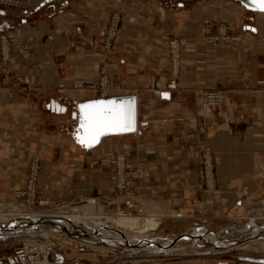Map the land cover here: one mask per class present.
I'll return each instance as SVG.
<instances>
[{
    "label": "crops",
    "instance_id": "1",
    "mask_svg": "<svg viewBox=\"0 0 264 264\" xmlns=\"http://www.w3.org/2000/svg\"><path fill=\"white\" fill-rule=\"evenodd\" d=\"M41 1L31 0V10L0 13V30L16 34L22 44L33 36L30 52L15 54L10 63L13 70H24V83L0 86V196L16 199L26 157L36 155L42 161L39 203L96 197L111 186L109 159L121 150L145 170L140 191L168 208L163 222L184 230L202 222L264 215L263 11L247 9L239 0H51L42 6ZM114 10L122 15L121 25L112 50L104 52L101 33ZM219 20L229 23L238 39L207 43L204 23L213 26ZM172 35L183 44L176 88H157L154 73L159 69L167 77L166 46ZM36 61L38 67L25 69ZM101 66L120 85L112 88L114 96H136L137 129L85 147L78 137V106L107 98L91 92ZM210 88L222 90L225 99L202 109L196 93ZM52 99L67 104L66 111H52ZM44 122L52 137L59 131L66 135L64 149L54 139L44 142L47 135L36 129ZM203 145L213 152L216 189L211 191L198 183V149ZM86 205L102 211L96 201ZM99 215L89 219L104 218ZM58 252L63 261L56 264H96L101 259L77 246ZM0 264L17 262L7 254L0 256ZM142 264L248 263L189 257Z\"/></svg>",
    "mask_w": 264,
    "mask_h": 264
},
{
    "label": "rangeland",
    "instance_id": "2",
    "mask_svg": "<svg viewBox=\"0 0 264 264\" xmlns=\"http://www.w3.org/2000/svg\"><path fill=\"white\" fill-rule=\"evenodd\" d=\"M37 2V0H36ZM2 9H7L11 12L18 13L17 11H20L22 9L31 10L34 5L31 3V0H10L8 3L4 5H0ZM118 16V25L116 28V35L111 39V46L109 49H106L104 46V43L106 41L107 32L109 31V27L111 25V22L113 21L114 16ZM121 19L122 15L119 13V11L114 10L111 12L108 20L106 21V24L102 30V37H101V49L104 52H109L112 50L114 46V42L118 36L119 28L121 25ZM208 22V21H207ZM226 22L224 20L214 21L213 26L210 24L211 30H207L204 38L207 37L208 34H218V28H220V23ZM206 23V22H205ZM204 23V25H205ZM210 23V22H209ZM227 23V22H226ZM229 24V23H228ZM228 27L231 28V32L235 34L232 30V26L228 25ZM0 35H4L8 41V47L10 49L9 55L4 60L1 59L0 56V86L1 85H10L12 83L16 84L17 86L21 83H24V70H20L19 72L12 69L10 66L11 58L15 56L17 53H21L22 55H27L30 52V45L33 42V36L28 35L26 36V39L28 43L22 44L20 40H16V34L8 31H2L0 30ZM178 39L181 44V51H180V62H181V56H182V39L178 36L172 35L169 37L167 46H166V53H167V67H166V79L163 78V74L160 72L159 69H157L154 73L153 77V84L154 87H156L157 84L163 83L162 88L166 87V84L171 80L172 75L170 74L171 70V42L173 40ZM206 41V40H205ZM210 43V42H207ZM231 43V42H230ZM213 45H225V44H216L211 43ZM229 44V43H227ZM1 45V42H0ZM40 65L39 61L30 63L26 66L25 69H32L34 67H38ZM180 67V64H179ZM179 73V71H178ZM177 73V75H178ZM106 76L110 87L112 85L117 84L116 82H111L109 77V72L107 68L104 66H101L98 70V74L95 79L94 85L91 87V92L93 95H97L98 92H94L93 89H95V86L98 85L100 78L103 76ZM177 75L174 77L175 82ZM211 89V88H210ZM218 89V88H217ZM201 90H208V89H201ZM200 91V90H199ZM113 93V92H112ZM197 95V104H198V91L196 93ZM37 130L43 131L44 134H46V139L48 141H44L45 143L49 142V139H54V142L56 146L60 149H64L65 146H67V140H65L67 137L66 135L62 134L63 131L57 132L53 137L51 136V133L48 130V124L44 122V125H40L39 128H36ZM60 133L62 135H60ZM51 137V138H50ZM43 143V142H42ZM44 144V143H43ZM42 144V145H43ZM36 155H30L26 157L25 160V171L27 167L30 165V162L32 158ZM38 157V156H36ZM39 158V157H38ZM41 159L39 158V166H40V172L39 177L41 173ZM199 165H200V158H199ZM214 165V164H213ZM215 170V168H214ZM25 176L26 173L24 172ZM24 176V177H25ZM216 180V171H215V177H214V185ZM25 181V178H24ZM42 181L38 182V190H37V198L36 203L33 205H20L22 197H18L16 195V199L12 198H6L0 196V225L9 224L13 218L16 217H26L29 215H47V216H63L64 214H68L71 216H80L84 214L83 216L86 217L88 215H92V213L88 212H82L80 208L75 209L76 207H83V205H86L88 202L92 200L81 201V202H57L54 204H42L38 202V195L41 192L40 183ZM199 185H202L204 189L206 190H215L216 186H214V189H207L203 183V179L200 178L199 173V179H198ZM24 184V182H23ZM23 186V185H22ZM22 188V187H20ZM19 188V189H20ZM17 194V191L16 193ZM77 201V200H76ZM95 202V201H94ZM97 202V201H96ZM99 205L102 208V211L97 215H101L110 222L114 223L117 228H119L122 232H129V233H137V234H146L150 235L151 238H154L159 242L160 240H167L169 238L177 237L178 235H181L185 232H204V231H213L218 234H222L226 231H229L232 229L233 231V237L234 238H240V240H245L248 238L253 231L256 229V227L259 225L260 228L257 231L258 236L263 237H256L255 240L245 246L243 248H222V249H214L208 242L211 241V238L208 237V239L205 237V239L208 240L202 241L204 239L195 240L193 238L189 239H181L178 247L176 249L165 252L160 251L159 253H156L153 251V249L149 250H130L127 249V247H122L120 245H114V247H111L107 244H101L102 238L99 236H105L104 232H101L100 230L103 228L104 225H102L99 221L91 220V219H85L82 221L81 227L77 223L76 225H72L69 227V229H65L62 225H59V223H44L40 224L37 227H34L36 229H29L24 234L21 235H3L0 234V256H6L7 254H13L14 248L25 242V243H36V242H42V243H48L51 245H57L61 244L62 247L68 245L70 246H77L79 248H83L88 251H93L96 255H99L101 258L100 261H98L96 264H142L146 262V260L151 259H182V258H189V257H200L208 260H218V259H226L229 261L237 262L242 260L243 262L246 261L248 264H264V215H253L250 214L246 216L243 219H234L231 221L221 222L217 224H208L205 222H202L200 225H189L187 229L182 230L180 226L173 222H163L166 217H163L169 213L168 208L165 206H161L159 204L151 203L147 204L144 203L143 206L145 208V211H147V215H138V214H108L102 205L99 203ZM150 208L147 210V208ZM73 208V209H71ZM174 214V213H173ZM99 215V216H100ZM250 217V218H249ZM252 217V218H251ZM98 222V223H97ZM100 223V225H98ZM245 225L244 228L246 231L242 235H239V231L241 229H237V226ZM60 227L63 228L60 230ZM68 227V226H67ZM59 229V230H57ZM32 231L39 232L38 234H30ZM98 231V232H97ZM88 232H94L96 235L99 236H84L81 235V233ZM80 234L79 237L77 236H71L70 234ZM98 233V234H97ZM66 236H70V238H67ZM133 236V235H131ZM72 237V238H71ZM141 237L145 238L144 235ZM180 237V236H178ZM177 237V238H178ZM89 239L92 241L97 242L96 244H87L82 241V239ZM77 239V240H76ZM62 249V248H61ZM151 250V251H150Z\"/></svg>",
    "mask_w": 264,
    "mask_h": 264
},
{
    "label": "built area",
    "instance_id": "3",
    "mask_svg": "<svg viewBox=\"0 0 264 264\" xmlns=\"http://www.w3.org/2000/svg\"><path fill=\"white\" fill-rule=\"evenodd\" d=\"M10 0H0V5L8 3ZM118 25V16L113 17V21L107 32L106 41L104 47L109 49L111 46V39L116 35V28ZM220 28H218V34H208L205 40L210 43L227 44L236 39L238 35H234L231 32V28L228 27V23L221 22ZM231 26V25H230ZM205 27L207 30H211L210 23L206 22ZM236 34V33H235ZM0 56L4 60L9 55L8 41L4 35H0ZM171 70L170 74L173 78L166 84V87L170 89L176 88L175 76L179 71L180 64V51L181 44L178 39L171 42ZM163 83L157 84V88H162ZM120 87L119 84H114L110 87L109 82L104 75L100 78L98 85L93 89L94 92H98L97 96L105 98L114 96L112 88ZM225 99V94L222 90L217 88H211L208 90L198 91V105L202 109H209L213 106L221 104ZM200 158V178L203 179V183L207 189H214V177L215 170L213 165V152L208 145H203L198 149ZM109 165L111 168V186L100 193L96 197L80 198L75 203L81 201H97L102 205L104 210L108 214H138L147 215V211L143 206V202L151 201L149 197H146L144 193L140 191L142 187L139 184V180L145 175V170L138 163L129 160L124 151L115 150L109 159ZM39 158L34 156L27 167L25 173V181L22 188L17 190V196L22 197L20 205H33L36 203L38 182H39ZM152 202V201H151ZM153 203V202H152ZM46 243V242H45ZM43 243V244H45ZM32 243H21L17 245L13 254L17 264H56L55 255L61 250L62 245L59 243L53 245L50 250L49 261L44 263L43 249H39L38 246H31Z\"/></svg>",
    "mask_w": 264,
    "mask_h": 264
},
{
    "label": "bare ground",
    "instance_id": "4",
    "mask_svg": "<svg viewBox=\"0 0 264 264\" xmlns=\"http://www.w3.org/2000/svg\"><path fill=\"white\" fill-rule=\"evenodd\" d=\"M80 208L82 212H88V213H92V215H88L86 217H84L82 215L80 216H71L68 214H64L63 216H47V215H29L26 216L24 218L22 217H16L13 218V220L9 223V224H4V225H0V234L3 235H10V236H17V235H21L24 234L27 230L29 229H36L34 227H37L40 224H44L46 222L48 223H59V225H62L66 230L69 229L70 226L72 225H76L75 223H77L78 225L82 224V221L85 219H89L90 216H95V214H98L101 212V209L98 208V206H90V205H85L83 207H76L75 209ZM150 209L149 207L147 208V210ZM95 219H91V220H95V221H99L103 226V228L100 230L101 232H104L105 236H99L101 237L103 240L102 242H100L101 244H107L110 245L111 247H114L115 244L117 243H121V244H127V245H131L132 247H127V249H132V250H149V249H153V251H155L156 253H159L160 251H165V252H169L172 251L174 249H176V247H178V244L180 242L181 239H189V238H193L195 240H199V239H204L206 241H208V237L211 238V242L212 244L216 245V246H221V245H232L231 248H243V246L253 242L255 240L256 237H259L257 234V231L259 230L260 226L258 225L256 227V229L253 231V233L246 238L245 240H240V238H234L233 237V231L232 229H230L229 231H226L222 234H218L215 233L213 231H204V232H199V231H195L192 234L183 236V237H178V241L175 244H172L173 238H169L167 240H163L159 242L154 238H151L150 235H146V234H137V233H129V232H122L119 229L114 228L112 225L109 224V222L102 217H93ZM98 223V222H97ZM100 223L98 225H100ZM68 226V227H67ZM246 227V226H245ZM63 229L60 227V230ZM59 230V229H57ZM70 230V229H69ZM244 231H246L245 229H241L239 231V235H242L244 233ZM98 232V231H97ZM39 232L37 231H32L30 232V234H38ZM96 233L94 232H87L86 235L85 233H81V235L84 236H89V235H93ZM98 234V233H97ZM71 236H75V238L80 234H70ZM133 235V236H131ZM142 235H144L145 238L141 237ZM195 236V237H194ZM207 239H205V237ZM0 237H5V236H0ZM67 238H70V236H66ZM72 238V237H71ZM77 240V239H76ZM82 241L84 243H91V244H96L97 242L89 240V239H82ZM155 242H158L161 244V248L163 249H158L155 245ZM38 246L39 249H43V253H44V258L45 261L44 263H47L50 259V250L51 247L53 245L45 243L43 244L42 242H34L31 244V246ZM32 246V247H33ZM122 247H126V246H122ZM115 248V247H114ZM131 250V251H132ZM144 250V251H145ZM151 251V250H150Z\"/></svg>",
    "mask_w": 264,
    "mask_h": 264
},
{
    "label": "water",
    "instance_id": "5",
    "mask_svg": "<svg viewBox=\"0 0 264 264\" xmlns=\"http://www.w3.org/2000/svg\"><path fill=\"white\" fill-rule=\"evenodd\" d=\"M49 1H51V0H43V1H41L40 5L42 6V5L46 4V3H48ZM239 1L247 9L255 10V11H263L264 12V7H262V4H264V0H239ZM0 13L1 14L5 13V10L2 9L1 7H0ZM246 27L248 29L254 30V27H252L250 25H248ZM113 103L117 107H119L121 105H123L125 107H130L131 113H132V119H133V128H132V130H128V131H106L103 135L99 136L98 141L96 143L91 144V146H85L84 145L85 147L95 146L105 136L119 135V134L131 133V132L136 131V129H137V99H136V96L134 94L117 95V96L107 97L106 99L89 100V101H86V102H84V103H82V104H80L78 106V109L80 111V117H81V120H82V123L80 124V128H81L82 132L78 134L79 139L81 140L82 138H86V136H87V132H86L85 128L82 127V125L85 123L84 106H87V105H110V104H113ZM49 106H50V109L52 111H56V112H65L66 109H67V104L61 103V101L59 99H52L50 101V105ZM72 116H73V118H75L77 116V110L76 109L72 110ZM236 228L237 229H244L245 225L237 226ZM192 233L193 232H190V233L189 232H185V233H182L181 235H178V236L183 237V236H186V235H189V234H192ZM93 236H98V235L93 234ZM177 237L173 238L172 244H175L178 241ZM259 237H263V236H259ZM202 241H206V240H202ZM206 242H208V241H206ZM208 243L214 249L229 248V247H232V245L234 244L233 243L231 245L216 246V245L212 244L211 242H208ZM155 244H156L155 246L158 249H163L164 250V248H161L162 246H161L160 243L155 242ZM115 245H120V246L124 245V246L130 247V248L132 247L131 245L121 244V243H117ZM55 258H56L57 262L63 261V257H62V255L59 252L56 253Z\"/></svg>",
    "mask_w": 264,
    "mask_h": 264
},
{
    "label": "snow or ice",
    "instance_id": "6",
    "mask_svg": "<svg viewBox=\"0 0 264 264\" xmlns=\"http://www.w3.org/2000/svg\"><path fill=\"white\" fill-rule=\"evenodd\" d=\"M264 7V4H262ZM85 123L82 127L87 132L86 138L80 142L85 146L98 141L99 136L106 131H128L133 128V119L130 107L123 105L117 107L110 105H87L84 106Z\"/></svg>",
    "mask_w": 264,
    "mask_h": 264
}]
</instances>
